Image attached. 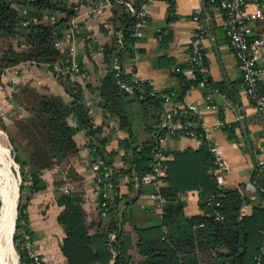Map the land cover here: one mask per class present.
I'll return each mask as SVG.
<instances>
[{"label":"trees","instance_id":"1","mask_svg":"<svg viewBox=\"0 0 264 264\" xmlns=\"http://www.w3.org/2000/svg\"><path fill=\"white\" fill-rule=\"evenodd\" d=\"M132 1L137 7L139 0ZM164 1L167 3L166 21L169 22L178 17L174 10L175 0ZM201 2L203 23L205 10L217 6L218 2ZM110 10L111 40L102 44L100 51L107 67L94 84L57 76L69 97L66 99L44 87L19 82L8 98L12 104L9 109L11 131L4 119L8 115L7 109L0 114V128L7 133L20 176L13 235L20 264H36L23 242V233L31 238L25 207L32 193L47 186L43 177L46 171H54L55 201L61 206L57 219L64 231L60 250L65 264H264V170L256 165L251 175L256 199L244 194L243 183L235 186L219 184L213 173V155L200 134L199 122L191 126L199 133L198 147L178 149L159 145L158 137L167 133L160 125L165 107L163 93L172 92L171 99L183 103L186 91L197 87L202 75L195 72L188 78L183 69L191 66L189 60L180 63L170 55H159L153 60L154 65L168 69L177 84L152 92L154 85L148 79L136 76L135 66L127 70L135 51H139L136 46L139 38L132 34L136 17L121 0H112ZM44 14L54 15V21L43 19ZM76 14L73 0H0V37L9 39L0 44V79L6 72L2 74L4 68L21 62L64 59L67 50L56 48L54 41L63 36L70 18ZM33 17L36 20H32ZM261 22L258 20L255 24L258 27L264 25V21ZM102 28L107 31L103 25ZM89 32L83 22H77V42H89L98 50V43L88 35ZM259 34L252 29L249 38ZM156 36L160 47L165 49L171 39V30L167 26L161 27ZM13 38H17L16 44L11 41ZM75 60L79 73L82 61L77 52ZM208 78L211 83L210 76ZM88 99L113 119L117 129L124 134L118 138L117 148H106L113 134L104 133L103 125L94 122ZM180 119L184 123L197 120L189 113ZM224 128L231 132L233 124L224 125ZM78 131H83L86 136L89 167L98 156L113 166L114 186L108 197V209L103 215L98 192L99 219L94 225L87 220L83 190L78 188L66 193L59 187L61 172L65 169L77 180L68 165L78 154L79 146L75 140ZM158 150L169 158L167 173L161 183L150 184L151 191L162 197L161 202L156 198L160 211L152 220L143 215L148 212L146 208L135 207L129 201L135 191H145L140 178L150 169ZM116 156L122 162L119 167L114 166ZM122 176L128 177L129 190L120 194L118 183ZM189 190L198 192L200 212L185 213L183 195ZM247 202L252 203V210L245 214L242 207Z\"/></svg>","mask_w":264,"mask_h":264},{"label":"crops","instance_id":"2","mask_svg":"<svg viewBox=\"0 0 264 264\" xmlns=\"http://www.w3.org/2000/svg\"><path fill=\"white\" fill-rule=\"evenodd\" d=\"M200 0H175V14L178 16L167 22V3L164 0H152L149 7V14L146 23L140 27L136 46L139 47V56L135 63L136 76L148 79L158 88L177 84V80L170 76L169 70L165 67L155 66L153 60L159 55L167 54L174 57L180 63L187 62L190 58V40L196 32V22L190 17L193 8ZM85 6L81 7L82 15L79 21L95 33V41L98 44L108 43L111 40V27L108 17L110 9H105L99 14L87 15L84 13ZM225 15L217 6H211L203 13L202 21L205 33L200 39V45L204 52L209 67L211 98L206 100L204 90L200 87L190 88L186 91L183 102L195 103L197 106L200 121L209 125L212 131V140L220 149L222 155L227 159L228 167L216 175L217 181L223 186H235L243 183V192L251 199H256L257 192L251 181V175L256 165L263 170L264 150L258 148L257 144H264V117L253 107L250 98L244 92L241 85V70L232 54L229 46V39L225 32ZM253 23V31L264 32V25L258 27ZM260 23H262L260 21ZM107 28V31L102 28ZM167 26L171 30V39L165 49H162L157 40L156 32ZM77 55L82 61V71L69 76L71 80L80 82L89 81L94 84L101 77L107 67L104 55L94 46L78 41ZM263 68L259 76V85L264 90V58L259 61ZM130 65H127V70ZM184 74L191 78L193 72L189 67L183 69ZM2 81V82H1ZM29 82L36 87H44L53 93L59 94L68 99L62 84L56 79L54 73L46 66L35 63L21 62L14 68L6 71L0 79V102L6 103L7 117L5 122L8 131H11L12 104L8 98L16 83ZM91 106V114L96 124H102L104 133L113 134L106 145L108 150L117 148L118 138L124 134L117 129L116 122L103 113L102 109L88 99ZM24 113V111H22ZM223 121L226 124H233L229 132L220 125ZM75 140L79 146L77 156L69 163L76 176L79 188L83 190V207L86 210L87 220L92 225L99 219V209L96 203L95 182L93 173L89 167V151L85 146L86 136L83 131L75 134ZM170 148H185L187 146L198 147L200 140L195 137L169 138L166 142ZM261 162V163H260ZM122 165L119 156L115 157L114 166ZM54 172V171H52ZM47 186L31 194L26 203L28 225L30 227L32 246L38 256L45 264H65V257L60 250V242L64 236L62 226L58 222V214L61 210L55 201V184L43 175ZM53 179V178H52ZM128 177L122 176L118 183L120 194L127 193ZM152 185L145 184V191H135L130 203L135 207L146 208L147 213L143 215L155 220L156 214L160 211V205L154 193ZM183 199L186 204V214L200 212L198 206V192L189 190ZM127 203V201H124ZM252 210V203L247 202L242 207V212L247 214ZM264 251V246L262 248Z\"/></svg>","mask_w":264,"mask_h":264},{"label":"built area","instance_id":"3","mask_svg":"<svg viewBox=\"0 0 264 264\" xmlns=\"http://www.w3.org/2000/svg\"><path fill=\"white\" fill-rule=\"evenodd\" d=\"M127 7V9L134 14L136 21L133 26L132 34L137 36L140 27H142L148 18L149 14V3L152 0H139L137 7L134 6L132 0H121ZM215 1V0H212ZM218 2V8L221 9L225 14L224 27L226 34L229 39V46L232 54L234 55L238 67L241 70V85L250 98L251 103L255 110L264 117V91H262L259 85V76L263 71V68L259 65V61L264 58V33L249 38L252 33L253 23L260 20L264 21V0H216ZM74 9L77 10V14L72 16L69 20V26L65 30L62 37L57 38L54 41L56 48L60 50H67V55L64 59H57L53 62H36L34 60H28L26 62L35 63L42 66H50V70L55 76H70L77 74L79 67L75 60V54L77 51V39L75 36L76 25L79 21V16L83 14L81 7L85 6L84 13L87 15L99 14L105 9H110L112 0H73ZM203 5L200 2L191 11L190 17L196 22V32L190 40V58L189 67L193 73H201V77L197 83V87L205 89L204 97L206 100H210L211 95L209 89L211 83L209 81V67L205 62V55L200 45V39L205 33V27L201 22V14ZM49 19L51 22L54 21V15L44 14L43 19ZM47 19V20H48ZM32 20H36L33 17ZM87 28V27H86ZM88 29V28H87ZM89 30V29H88ZM89 36L95 41V33L89 30ZM118 40L120 41V31L117 32ZM98 50L102 51V44H98ZM139 56V51H135L131 58L130 67L135 66ZM16 65L4 68L2 74L14 68ZM114 66H116L114 64ZM193 88V87H192ZM158 87L153 86L152 92H156ZM171 93H163L164 98V112L160 125L167 130V133L163 136L158 137L160 146H164L169 138H186L195 137L198 138V134L191 126L196 122H199L201 127V136L207 141L209 151L213 155L215 175L218 172L228 167L227 159L222 155L220 149L216 143L212 140L211 127L202 121H200L197 106L195 103H181L175 102L171 99ZM5 104L0 102V114H4L6 111ZM185 113H189L195 118L196 121L190 120L186 123L181 121V116ZM220 125H228L223 121L219 122ZM258 148L264 150V144H257ZM122 154V152H120ZM167 155L162 150H158L155 155V160L151 164L150 169L145 172L140 181L144 184H155L156 186L161 183L164 176L167 173ZM261 163V162H260ZM264 167V164L262 165ZM90 170L93 173V179L95 182V194L98 192L101 194V206L102 214L104 215L108 209V197H110V191L114 186L113 183V166L105 163L104 158L98 156L95 160L90 162ZM62 181L60 183V189L63 192H71L77 189L78 183L69 177L66 170L61 172ZM99 185H102L100 187ZM154 196L162 201L160 194L155 193ZM24 235V247L28 255L33 259L36 264H45L43 260L38 256L32 246V240L30 235L23 233ZM258 258V257H257Z\"/></svg>","mask_w":264,"mask_h":264},{"label":"bare ground","instance_id":"4","mask_svg":"<svg viewBox=\"0 0 264 264\" xmlns=\"http://www.w3.org/2000/svg\"><path fill=\"white\" fill-rule=\"evenodd\" d=\"M0 162L8 165L6 152L0 144ZM0 165V198L2 208L0 213V264H17L15 251L12 246L11 234L17 200L16 184L12 179L10 170Z\"/></svg>","mask_w":264,"mask_h":264},{"label":"rangeland","instance_id":"5","mask_svg":"<svg viewBox=\"0 0 264 264\" xmlns=\"http://www.w3.org/2000/svg\"><path fill=\"white\" fill-rule=\"evenodd\" d=\"M7 40H9V39H7V38H3V37H0V44L1 43H5ZM11 40V39H10ZM14 44H16L17 43V38H13L12 40H11ZM131 68V67H130ZM55 76V75H54ZM55 77H57V76H55ZM2 82V81H1ZM0 144H1V146L3 147V149L5 150V152H6V157H7V160H8V165L6 166V165H3V163L2 162H0V165H2L3 167L4 166H6L7 167V169H9L10 170V173H11V176H12V179H13V181L15 182V184H16V189H17V185H18V187H19V185H20V176H19V174H18V166H17V164L15 163V161H14V159H13V156H12V154H11V145H10V143H9V140H8V137H7V133H6V131H4V130H2L1 128H0ZM66 170V172H68L67 171V169H65ZM53 173L54 172H52V171H46V178L49 180H52L53 181V177H55V176H53ZM70 178H71V176H69ZM73 179V178H72ZM73 180H75V181H77L76 179H73ZM79 187H77V189H78ZM17 194H19V196H20V192H19V188H18V191H17ZM0 201H1V206H0V211H1V208H2V200H1V198H0ZM17 201L19 202V198L17 199ZM1 213V212H0ZM16 214H15V216L17 217V208H16V212H15ZM1 231H2V229H1V226H0V234H1ZM14 231H15V229H14ZM13 235H14V233H13ZM12 246H13V248H14V251H15V256H16V263L17 264H20V262H19V259H18V253H17V250H16V248H15V246H14V242H13V240H12Z\"/></svg>","mask_w":264,"mask_h":264},{"label":"water","instance_id":"6","mask_svg":"<svg viewBox=\"0 0 264 264\" xmlns=\"http://www.w3.org/2000/svg\"><path fill=\"white\" fill-rule=\"evenodd\" d=\"M18 185H17V191H18ZM19 198V194H17V199ZM18 206V201L16 200V204H15V212H16V208ZM15 221H16V216L14 215V220H13V228H12V234H11V240H13V233H14V229H15Z\"/></svg>","mask_w":264,"mask_h":264}]
</instances>
